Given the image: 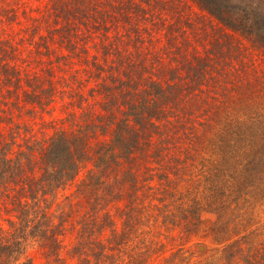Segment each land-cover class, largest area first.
I'll list each match as a JSON object with an SVG mask.
<instances>
[{
    "label": "trees",
    "instance_id": "trees-1",
    "mask_svg": "<svg viewBox=\"0 0 264 264\" xmlns=\"http://www.w3.org/2000/svg\"><path fill=\"white\" fill-rule=\"evenodd\" d=\"M23 5L0 0V264H264V7Z\"/></svg>",
    "mask_w": 264,
    "mask_h": 264
},
{
    "label": "rangeland",
    "instance_id": "rangeland-1",
    "mask_svg": "<svg viewBox=\"0 0 264 264\" xmlns=\"http://www.w3.org/2000/svg\"><path fill=\"white\" fill-rule=\"evenodd\" d=\"M48 0H21L22 3H24L23 8H26L28 11L33 12L34 14H36L38 11V9H43L44 6L46 5ZM248 1H256L257 3H260L263 7H264V0H233V3L235 5H242L243 3H246ZM199 242L202 243H210V240H204V239H193L192 242L188 243L185 247L186 249L189 250H197L196 244H198ZM204 247V245H201ZM205 250V247H204ZM168 253H166L163 257L164 258H169L171 255V250L170 247L167 250ZM203 252V251H201ZM31 257L33 258V264H49L47 262V260L44 258L43 255L41 254H36V252L34 250H32V254ZM128 260L129 258L127 257H122L121 258V262H123V264H128ZM194 261L196 260V258L193 259Z\"/></svg>",
    "mask_w": 264,
    "mask_h": 264
},
{
    "label": "bare ground",
    "instance_id": "bare-ground-1",
    "mask_svg": "<svg viewBox=\"0 0 264 264\" xmlns=\"http://www.w3.org/2000/svg\"><path fill=\"white\" fill-rule=\"evenodd\" d=\"M199 250H200V251H203V249H201L200 247H199Z\"/></svg>",
    "mask_w": 264,
    "mask_h": 264
},
{
    "label": "water",
    "instance_id": "water-1",
    "mask_svg": "<svg viewBox=\"0 0 264 264\" xmlns=\"http://www.w3.org/2000/svg\"><path fill=\"white\" fill-rule=\"evenodd\" d=\"M200 248L204 250V247L203 246H201Z\"/></svg>",
    "mask_w": 264,
    "mask_h": 264
}]
</instances>
